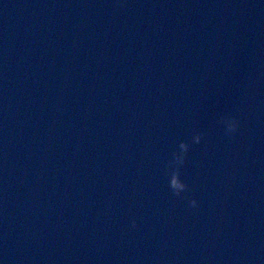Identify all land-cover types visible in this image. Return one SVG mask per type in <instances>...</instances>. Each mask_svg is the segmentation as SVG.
<instances>
[{
  "label": "water",
  "instance_id": "1",
  "mask_svg": "<svg viewBox=\"0 0 264 264\" xmlns=\"http://www.w3.org/2000/svg\"><path fill=\"white\" fill-rule=\"evenodd\" d=\"M0 264H264V0H0Z\"/></svg>",
  "mask_w": 264,
  "mask_h": 264
},
{
  "label": "clouds",
  "instance_id": "2",
  "mask_svg": "<svg viewBox=\"0 0 264 264\" xmlns=\"http://www.w3.org/2000/svg\"><path fill=\"white\" fill-rule=\"evenodd\" d=\"M226 127H227V133H232L233 131H235L236 127H237V122L235 119L229 117V118H226ZM190 206L192 207H196V200H193L191 202H189Z\"/></svg>",
  "mask_w": 264,
  "mask_h": 264
}]
</instances>
